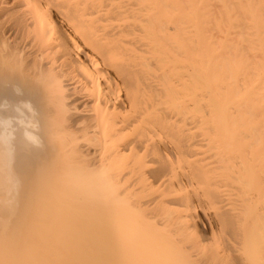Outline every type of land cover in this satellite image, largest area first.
I'll use <instances>...</instances> for the list:
<instances>
[{"label": "bare ground", "instance_id": "1", "mask_svg": "<svg viewBox=\"0 0 264 264\" xmlns=\"http://www.w3.org/2000/svg\"><path fill=\"white\" fill-rule=\"evenodd\" d=\"M0 264H264V0H0Z\"/></svg>", "mask_w": 264, "mask_h": 264}]
</instances>
